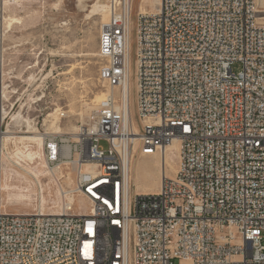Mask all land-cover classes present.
Listing matches in <instances>:
<instances>
[{
    "label": "built area",
    "instance_id": "1",
    "mask_svg": "<svg viewBox=\"0 0 264 264\" xmlns=\"http://www.w3.org/2000/svg\"><path fill=\"white\" fill-rule=\"evenodd\" d=\"M105 1V97L74 130H65L74 115L64 108L46 115L56 132L42 129L29 114L42 99L22 112L42 134L35 159L72 173L61 215L3 209L5 144L31 130L25 119L15 125L18 67L5 60L0 8V264H264V0H161L137 13L138 135L125 91L133 0ZM175 142V176L132 195L133 155L163 158ZM70 197L88 209L76 212Z\"/></svg>",
    "mask_w": 264,
    "mask_h": 264
},
{
    "label": "rangeland",
    "instance_id": "2",
    "mask_svg": "<svg viewBox=\"0 0 264 264\" xmlns=\"http://www.w3.org/2000/svg\"><path fill=\"white\" fill-rule=\"evenodd\" d=\"M157 1L143 0L141 5L146 10H152ZM134 2L135 13L131 24V110L133 122L140 132L141 121L136 109V90H134L133 78L137 52V12L140 5L139 0ZM93 4V1L87 2V6ZM6 6L7 15L5 17L22 18L21 24L13 25L9 33L3 25L4 46L8 52L5 58L6 63L11 71L18 67L14 74L16 78L13 85L19 90L17 95L20 100L19 107H25L31 101L42 99L38 105L29 110V114L31 117L40 116V123L43 124L45 122L42 120H45L46 115L55 109L69 110L74 117L65 123L67 126L65 130L75 126L82 117L85 120L96 105L90 101L98 93H104V89L97 82L99 31L104 19L100 16L89 19L87 14L91 8L80 9L78 0H17L15 2L6 0ZM232 68L235 73L242 70L240 64H235ZM26 110L25 108V113ZM48 126L49 124H44L42 129L46 130ZM141 158V156L135 157L134 155L132 195L134 193H155L159 190L160 168L156 163V158ZM169 160H173L176 167L178 158L175 149L170 153ZM4 167L8 171V165L4 163ZM12 169L20 171L14 167ZM11 173L10 181L22 180L15 171ZM40 181L44 192L43 211L51 213L59 204L58 187L51 176L41 177ZM3 198L6 210L15 214H32L38 207L37 191L32 197L31 204L8 200L7 194H4ZM54 199L58 200L56 208ZM87 209L88 204L85 201L77 202L76 212L81 213Z\"/></svg>",
    "mask_w": 264,
    "mask_h": 264
},
{
    "label": "bare ground",
    "instance_id": "3",
    "mask_svg": "<svg viewBox=\"0 0 264 264\" xmlns=\"http://www.w3.org/2000/svg\"><path fill=\"white\" fill-rule=\"evenodd\" d=\"M12 1L15 2L17 0H12ZM89 1H93L94 4L92 6H87V2H89ZM134 1L135 0H133L132 12H131L130 19H129V36H128L129 71H128V80H127L125 91H126L127 99L129 100V104H130L131 124L133 125V130H134L135 134L138 135V133H140V132L137 130V128L133 122V116H132V110H131V95H132L131 94L132 93L131 92L132 91V89H131V79H132L131 78V56H132L131 24H132V18L134 17V13H135V7H134L135 2ZM142 2H143V0H139L140 6H139L138 12H142V13L154 12L158 8V5L160 4L161 0H158L156 2L155 7L152 10L144 9L143 6L141 5ZM78 3H79L80 9L82 8L85 10L86 8H91L90 12L87 14V17L89 19H92L93 17H96V16H100L104 19V21H102L101 25L108 21L109 13H108L107 4H106L105 0H78ZM0 5H1L0 6L1 9L3 8V9H5V11L7 10L6 9V7H7L6 6V0H0ZM21 19H16L15 17L13 18L11 16L5 17L4 26H5V29L8 30V33L12 30L13 25L21 24ZM99 33H100V31H99ZM97 56H98V53H97ZM112 91H113V93H116V94L119 93L120 94V88H118V87L112 89ZM106 93L107 92L104 90V93L103 92L98 93L92 99V101H90L93 104L96 103L95 108L98 105V103L105 97ZM136 98H140V90H136ZM23 111H24V107H22V111L20 110L18 112V114L15 115V117H14L15 125H17L19 123V121L25 119L28 123V128L31 131L28 132L29 135H15L14 136L15 139L13 141L8 140L5 144L8 155L4 158L3 164L5 163L8 165V171L5 170L6 166L5 167L3 166V181H2L3 195L7 194L8 200L26 202V203L31 204L33 202L32 197L34 196L35 191H37L38 196H39V201H38V207L34 213H39V214H44V215H61L63 212V205L65 203L63 191L67 188H72L73 184H74V181H72V173H68L66 175L64 173L63 169H54V170L49 169L47 167V165L45 164V162L35 159L34 156H36L39 153V151L42 147V143H43L42 134H39L34 127H31V125H32L31 121L28 120L26 118V116H24V114H22ZM91 112L89 113V115L86 118H88L91 115ZM81 115H83V114H81ZM51 117H53V114H49L48 116H46L44 122H45V124H49V126L47 127V130H49V131L54 130L56 132L58 130V128L55 127V125L53 124ZM81 119H82L81 122L86 121V119L83 120V117ZM71 127L72 128L70 130H74L75 126H71ZM14 134H16V133H14ZM138 144H139V141L136 138L134 149H133L134 154L138 150ZM174 149L176 150V155L178 158L179 157V155H178L179 144L177 142H175L174 144L170 145L167 148L166 155L163 158H161L159 155H153L151 157L141 156L143 159H145V158H149V159L150 158H156V160H157L156 163L159 164L160 172H159V169H158V172L160 173V181H159V190L157 192L160 191V188L162 186V181H163V178L165 177V175L167 177H174L176 172H177L178 161H177V165L175 167V165H174L175 162H173V160H171L173 162L172 163L169 160V155L171 152H173ZM135 165H137V163ZM12 167L17 168L20 171L14 170V169H12ZM134 168L135 167H134V157H133L132 161H131V177H130L131 190H132V176H133L132 172H133ZM85 169H88V167H85ZM10 171L11 172L15 171L16 174L22 180L21 181H10L11 177H12V173ZM5 174H6V180H5ZM45 176H51L54 179V181L58 187L59 204L57 203L58 200L54 199L55 208H56L57 204H58V206L51 213L50 212L49 213L44 212L43 206H42V204H43L42 199H43L44 192H43V184L40 181V178L45 177ZM64 177H66V178L64 179ZM65 180H66V183H64ZM3 195H2L3 209L5 212H8L6 210L5 205H4L5 200L3 198ZM50 196H52V193H50ZM69 199L72 203L75 204L77 197H70ZM79 200L85 201L81 198H79ZM22 215H30V214H22Z\"/></svg>",
    "mask_w": 264,
    "mask_h": 264
}]
</instances>
